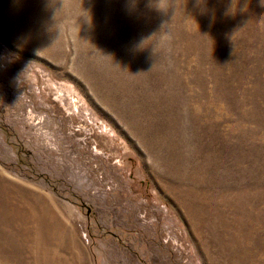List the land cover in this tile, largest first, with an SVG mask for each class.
I'll use <instances>...</instances> for the list:
<instances>
[{
    "label": "rangeland",
    "instance_id": "obj_1",
    "mask_svg": "<svg viewBox=\"0 0 264 264\" xmlns=\"http://www.w3.org/2000/svg\"><path fill=\"white\" fill-rule=\"evenodd\" d=\"M0 264H264V0H0Z\"/></svg>",
    "mask_w": 264,
    "mask_h": 264
},
{
    "label": "bare ground",
    "instance_id": "obj_2",
    "mask_svg": "<svg viewBox=\"0 0 264 264\" xmlns=\"http://www.w3.org/2000/svg\"><path fill=\"white\" fill-rule=\"evenodd\" d=\"M3 209L2 208H0V211H2Z\"/></svg>",
    "mask_w": 264,
    "mask_h": 264
}]
</instances>
